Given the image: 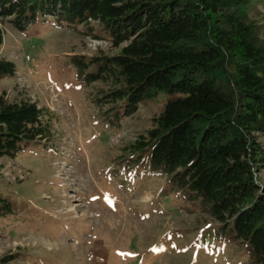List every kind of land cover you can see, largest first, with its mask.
<instances>
[{"label": "rangeland", "instance_id": "1", "mask_svg": "<svg viewBox=\"0 0 264 264\" xmlns=\"http://www.w3.org/2000/svg\"><path fill=\"white\" fill-rule=\"evenodd\" d=\"M248 13L264 40V0H249ZM85 22L46 14L20 30L0 19V59L16 67L0 93L36 102L49 125L46 138L0 156V203L9 204L0 264H254L201 197L170 183L148 147L135 146L168 95L125 114V101L106 95L112 80L77 76L73 60L95 73L97 59L119 51L99 21ZM251 134L264 152V132ZM252 171L264 195V163Z\"/></svg>", "mask_w": 264, "mask_h": 264}, {"label": "trees", "instance_id": "2", "mask_svg": "<svg viewBox=\"0 0 264 264\" xmlns=\"http://www.w3.org/2000/svg\"><path fill=\"white\" fill-rule=\"evenodd\" d=\"M248 9L249 0H0V19L20 30L46 14L99 21L119 51L97 59L95 73L73 60L77 76L112 80L106 95L124 100L125 114L143 98L168 95L135 146L146 145L150 163L201 197L254 264H264V195L252 171L264 152L251 134L264 132V40ZM2 34L0 27V41ZM15 71L0 59V78ZM43 115L36 102H9L0 93V156L46 138ZM8 209L0 203V214Z\"/></svg>", "mask_w": 264, "mask_h": 264}]
</instances>
